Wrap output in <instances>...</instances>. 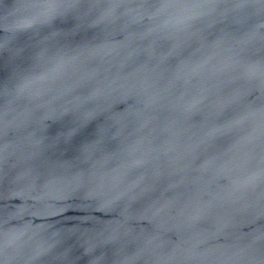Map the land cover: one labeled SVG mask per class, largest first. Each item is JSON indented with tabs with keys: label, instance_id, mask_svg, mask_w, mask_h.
<instances>
[{
	"label": "water",
	"instance_id": "1",
	"mask_svg": "<svg viewBox=\"0 0 264 264\" xmlns=\"http://www.w3.org/2000/svg\"><path fill=\"white\" fill-rule=\"evenodd\" d=\"M83 11L101 22L46 43L38 25L27 28L26 0H0V85H7L0 231L12 252L7 264H264V186L246 188L242 166L254 143L255 116L246 109L264 93L259 81L235 71L264 63L259 8L190 10L204 21L196 29L199 67L187 57L172 62L190 42L178 31L175 10L125 0L123 7ZM57 41L60 55L92 77L89 96L71 100L112 128L118 138L111 151L77 153L62 145L57 121L73 104L50 96L41 106L38 86L18 87ZM226 92L242 115L208 140L203 125L215 119Z\"/></svg>",
	"mask_w": 264,
	"mask_h": 264
},
{
	"label": "snow or ice",
	"instance_id": "2",
	"mask_svg": "<svg viewBox=\"0 0 264 264\" xmlns=\"http://www.w3.org/2000/svg\"><path fill=\"white\" fill-rule=\"evenodd\" d=\"M136 2L140 7L149 9L175 10L181 17L178 22V31L185 34L187 41L190 42L186 41L187 46L178 56L173 57L172 62L175 63L177 59L182 61L187 57L196 63L197 67L199 63L195 60V53L199 52L203 45L197 47L199 41L196 38V29L198 22L204 21L199 17L189 15L190 10L195 8L216 9L221 6H231L239 10L259 8L260 19L264 22V0H136ZM26 3L31 9V23L27 25V28L38 25L47 34L46 43L59 36L65 38L75 36L84 30L86 25L95 26L101 22L94 13L84 14L83 10L86 8L125 6V0H26ZM251 14L256 13L252 11ZM61 25H67V30L61 29ZM58 43L59 41L49 44L45 48L40 70L30 72L18 85L21 91L38 86L37 100L41 106L50 104L48 99L50 96L55 99L63 98L69 104H73L72 96H89L92 77L84 68L65 60L59 53ZM3 48L4 45L0 44V49ZM235 71L241 78L248 79L252 84L259 81L260 90L264 93V63L257 67L255 64L245 62ZM6 87L7 85H0V124L7 119L2 103ZM57 92L60 96L55 95ZM238 102L230 92L225 93L224 98L217 105L218 111L215 113V119L209 117L203 125L202 131L208 140L215 139L218 133L224 132V129L235 127L238 122L237 117L242 114L236 112L232 105ZM246 111L255 116L252 128L254 143L249 155L242 161V166L247 171L244 185L246 188H253L257 185L264 186V101L259 105L250 102ZM243 119L247 121L248 117L244 116ZM57 123L59 127L55 130V139L77 153L90 152L96 155L106 153L115 147L111 141L118 138L117 135H113L112 128L100 125L96 114L83 103L65 108L60 113ZM131 178L132 176L128 175V179ZM142 179L141 176L140 180ZM134 182L139 184V181ZM261 248L264 250V238L261 241ZM34 252L37 256L42 254L38 249ZM11 255L8 236L0 231V264H7Z\"/></svg>",
	"mask_w": 264,
	"mask_h": 264
}]
</instances>
